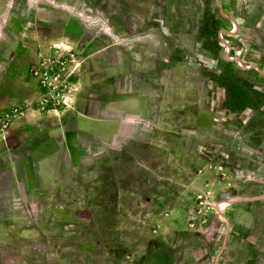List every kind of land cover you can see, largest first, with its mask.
Instances as JSON below:
<instances>
[{
	"label": "rangeland",
	"instance_id": "rangeland-1",
	"mask_svg": "<svg viewBox=\"0 0 264 264\" xmlns=\"http://www.w3.org/2000/svg\"><path fill=\"white\" fill-rule=\"evenodd\" d=\"M142 54L147 82L171 75L169 125L89 167L57 231L41 222L0 264H212L223 240L264 264V0H0V219L6 142L39 141L38 117L127 89ZM42 151H12L21 180Z\"/></svg>",
	"mask_w": 264,
	"mask_h": 264
},
{
	"label": "crops",
	"instance_id": "crops-1",
	"mask_svg": "<svg viewBox=\"0 0 264 264\" xmlns=\"http://www.w3.org/2000/svg\"><path fill=\"white\" fill-rule=\"evenodd\" d=\"M146 42L145 46L151 49L161 47L159 40L147 39ZM143 56L140 59L135 57L136 68L131 66L127 89L120 86L109 99L99 100L96 96L95 101L90 96H84L60 110L57 116L42 117L43 120L38 117L27 127L44 133L39 141L26 140L23 135H17L14 151H18L23 142H27L32 149H44L33 161V173L27 171L30 178L24 181L20 179L13 150L6 142L7 150L2 153V159L8 171L5 197L8 208L5 218L0 219V254L8 249L18 252L25 238H35L37 231L40 233V223L43 221H50L52 224L48 229L56 232L57 222L66 220L61 216L72 206L70 200L75 198L80 201L84 197L81 185L83 172L88 173L89 167L100 163L121 143L149 140L153 133L157 130L162 133L163 128L169 125L165 103L168 102L166 93H169L167 80L171 75L165 69L153 81L154 84L147 82L145 78L153 65L148 64L146 56ZM124 66L125 63L120 60L106 68L111 70V77H117L125 72ZM105 72L104 67V77L109 74ZM173 74L174 79L183 78L182 73ZM93 102L95 105L89 110ZM153 110H157L155 115ZM178 110L176 106L175 112ZM30 114L37 116L39 113L36 110ZM31 206L34 208L33 214L29 210ZM30 221L38 224L25 227L24 224ZM223 242L212 264H255L251 257H245L246 252L242 247L232 246L225 240ZM225 251L233 254L232 262H221V254Z\"/></svg>",
	"mask_w": 264,
	"mask_h": 264
}]
</instances>
